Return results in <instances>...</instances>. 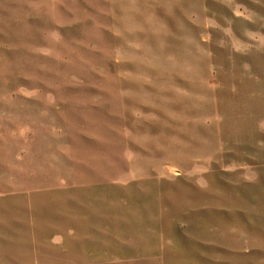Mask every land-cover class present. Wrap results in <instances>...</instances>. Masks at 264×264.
I'll list each match as a JSON object with an SVG mask.
<instances>
[{
    "label": "rangeland",
    "instance_id": "obj_1",
    "mask_svg": "<svg viewBox=\"0 0 264 264\" xmlns=\"http://www.w3.org/2000/svg\"><path fill=\"white\" fill-rule=\"evenodd\" d=\"M0 264H264V0H0Z\"/></svg>",
    "mask_w": 264,
    "mask_h": 264
}]
</instances>
